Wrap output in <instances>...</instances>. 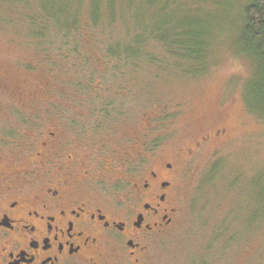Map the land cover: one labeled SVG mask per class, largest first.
I'll list each match as a JSON object with an SVG mask.
<instances>
[{
    "label": "rangeland",
    "instance_id": "obj_1",
    "mask_svg": "<svg viewBox=\"0 0 264 264\" xmlns=\"http://www.w3.org/2000/svg\"><path fill=\"white\" fill-rule=\"evenodd\" d=\"M35 1L11 7L0 0V91L13 96H0L1 133L20 126V135H29L25 122L46 120L49 103L65 130L77 135L80 126L71 119L78 116L91 132L101 120L98 142L133 136L134 151L144 139L162 153L178 151L210 128H225L222 139L185 156L182 216L175 230L152 244L150 264H264V96L253 82L252 62L230 36L214 44L204 73L181 72L163 57L133 71L132 60L112 65L115 58L106 56L115 43L110 27L87 26L71 43L49 32L41 43L28 19L41 10ZM235 14L240 17L237 5ZM107 103L117 107L100 119L96 106H81ZM116 146L123 150L120 142Z\"/></svg>",
    "mask_w": 264,
    "mask_h": 264
},
{
    "label": "flooded vegetation",
    "instance_id": "obj_2",
    "mask_svg": "<svg viewBox=\"0 0 264 264\" xmlns=\"http://www.w3.org/2000/svg\"><path fill=\"white\" fill-rule=\"evenodd\" d=\"M85 105L96 106L97 119L117 107ZM48 107L46 120L25 122L29 135L20 126L0 131V264H150L152 244L182 216L183 160L227 130L210 128L170 153L145 139L134 151L133 136L100 143L101 120L91 132L83 116L71 119L75 135Z\"/></svg>",
    "mask_w": 264,
    "mask_h": 264
},
{
    "label": "trees",
    "instance_id": "obj_3",
    "mask_svg": "<svg viewBox=\"0 0 264 264\" xmlns=\"http://www.w3.org/2000/svg\"><path fill=\"white\" fill-rule=\"evenodd\" d=\"M2 1L11 7L29 5V0ZM40 8L28 19L41 43L49 32L55 40L71 43L82 39L87 26L110 27L114 32H107L115 43H110L106 56L115 58L112 65L132 60L133 71L163 57L181 72L204 73L214 44L226 33L252 62L253 82L261 84L264 96V0H40ZM225 17L231 19L228 26Z\"/></svg>",
    "mask_w": 264,
    "mask_h": 264
}]
</instances>
